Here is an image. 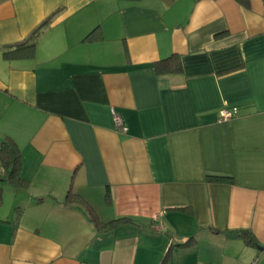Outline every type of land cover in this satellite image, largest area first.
<instances>
[{
  "label": "crops",
  "instance_id": "0c3cea01",
  "mask_svg": "<svg viewBox=\"0 0 264 264\" xmlns=\"http://www.w3.org/2000/svg\"><path fill=\"white\" fill-rule=\"evenodd\" d=\"M5 136L28 186L1 185L0 264H264V0H0ZM70 188L132 221L97 231Z\"/></svg>",
  "mask_w": 264,
  "mask_h": 264
},
{
  "label": "trees",
  "instance_id": "16d2710c",
  "mask_svg": "<svg viewBox=\"0 0 264 264\" xmlns=\"http://www.w3.org/2000/svg\"><path fill=\"white\" fill-rule=\"evenodd\" d=\"M53 13L47 17L40 25H38L32 32L22 39L13 44L2 46L3 55L7 59H17L24 57H32L35 54V48L37 41L50 23ZM97 30V27L89 33L93 35ZM154 67L157 73L179 71L181 68L176 54H171L163 59H159L154 63ZM21 158L22 152L18 144L10 136H5L0 139V189L3 183H12L16 189H22L28 186V180L21 175ZM212 179L225 178L224 176H210ZM63 204L66 207L79 205L87 213L88 218L95 225L97 231H106L113 229L117 226L119 221L131 220L127 217H120L109 221H102L97 216L94 208L89 202L80 194L68 189ZM19 215V213H18ZM132 221V220H131ZM232 237H240L244 240L246 245L259 247L258 242L250 229H237L228 233ZM190 237V239H192ZM261 248V247H259ZM161 264H164L162 262Z\"/></svg>",
  "mask_w": 264,
  "mask_h": 264
},
{
  "label": "built area",
  "instance_id": "2783aa9c",
  "mask_svg": "<svg viewBox=\"0 0 264 264\" xmlns=\"http://www.w3.org/2000/svg\"><path fill=\"white\" fill-rule=\"evenodd\" d=\"M237 110H238L237 106L224 107L219 112L218 121L221 122V121H228L232 119L233 117H235ZM111 114L113 117L115 127L122 132H126L127 128L124 126L120 115L114 109L111 110Z\"/></svg>",
  "mask_w": 264,
  "mask_h": 264
},
{
  "label": "water",
  "instance_id": "95a60500",
  "mask_svg": "<svg viewBox=\"0 0 264 264\" xmlns=\"http://www.w3.org/2000/svg\"><path fill=\"white\" fill-rule=\"evenodd\" d=\"M262 248V247H261Z\"/></svg>",
  "mask_w": 264,
  "mask_h": 264
}]
</instances>
